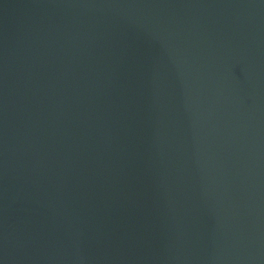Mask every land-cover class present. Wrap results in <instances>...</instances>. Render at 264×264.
I'll list each match as a JSON object with an SVG mask.
<instances>
[{"label": "water", "instance_id": "1", "mask_svg": "<svg viewBox=\"0 0 264 264\" xmlns=\"http://www.w3.org/2000/svg\"><path fill=\"white\" fill-rule=\"evenodd\" d=\"M0 264H264V0H0Z\"/></svg>", "mask_w": 264, "mask_h": 264}]
</instances>
